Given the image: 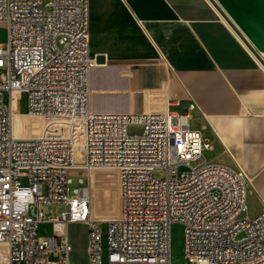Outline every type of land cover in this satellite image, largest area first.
<instances>
[{"label": "built area", "instance_id": "built-area-1", "mask_svg": "<svg viewBox=\"0 0 264 264\" xmlns=\"http://www.w3.org/2000/svg\"><path fill=\"white\" fill-rule=\"evenodd\" d=\"M48 5L0 0L7 27L0 46V264H72V223L88 226V264H171L174 223L184 227L189 264H264V210L244 216L248 177L220 164L192 165L211 145L190 126L189 113H94L89 0ZM23 98L22 113L42 122L36 135L15 134ZM130 125L142 134L129 135ZM78 146L84 165L75 164ZM95 169L114 170L120 184V215L104 228L92 216L87 174ZM54 203L67 210L40 238L43 207Z\"/></svg>", "mask_w": 264, "mask_h": 264}, {"label": "crops", "instance_id": "crops-1", "mask_svg": "<svg viewBox=\"0 0 264 264\" xmlns=\"http://www.w3.org/2000/svg\"><path fill=\"white\" fill-rule=\"evenodd\" d=\"M89 5L90 53L104 58L90 72L91 110L189 113L190 126L211 145L206 162L248 177L246 216H258L264 210L261 52L209 0H89ZM71 261L88 264V249L80 263Z\"/></svg>", "mask_w": 264, "mask_h": 264}, {"label": "rangeland", "instance_id": "rangeland-1", "mask_svg": "<svg viewBox=\"0 0 264 264\" xmlns=\"http://www.w3.org/2000/svg\"><path fill=\"white\" fill-rule=\"evenodd\" d=\"M52 0H41V5L45 11H49L48 5ZM7 42V27L5 24H0V46L5 47ZM3 73H0L2 78ZM20 113L18 115V128L16 133L21 136L36 135L40 131L41 121L39 119L31 118L24 115L26 112V100L21 101ZM15 125V124H14ZM26 126H31V129H25ZM16 129V128H15ZM143 128L140 125H130L128 127L129 135H141ZM206 159V160H205ZM207 161V154L201 157L193 166H198ZM86 162V153L81 147L76 148L75 164L84 165ZM76 174V173H73ZM108 174V178H101ZM157 177H164L165 173L161 171L154 172ZM90 183L91 199H92V216L93 219L101 221L104 228L106 222L117 218L121 210L120 184L117 173L110 169H95L87 174ZM97 178H95V177ZM76 187L75 184L71 186L68 193L69 198L75 197L72 194V189ZM67 210V206L63 203L45 204L43 207L44 222L39 227V237L43 238L50 236L53 233L49 221L53 217L60 216ZM246 216V213L244 214ZM68 235L73 246V253L71 257L80 263L85 258L88 248V226L84 223H72L68 226ZM171 236V264H189L184 256V227L180 223H174L170 227Z\"/></svg>", "mask_w": 264, "mask_h": 264}, {"label": "water", "instance_id": "water-1", "mask_svg": "<svg viewBox=\"0 0 264 264\" xmlns=\"http://www.w3.org/2000/svg\"><path fill=\"white\" fill-rule=\"evenodd\" d=\"M216 1L255 49L264 53V0ZM96 61L102 63L104 58Z\"/></svg>", "mask_w": 264, "mask_h": 264}, {"label": "bare ground", "instance_id": "bare-ground-1", "mask_svg": "<svg viewBox=\"0 0 264 264\" xmlns=\"http://www.w3.org/2000/svg\"><path fill=\"white\" fill-rule=\"evenodd\" d=\"M210 1V3L212 4V5H214V6H216L217 8H219L223 13H224V15H225V17L228 19V20H230V21H232V19L224 12V10L221 8V6L219 5V3L216 1V0H209ZM220 11V12H221ZM232 23H233V21H232ZM234 26L236 27V25L234 24ZM237 28V27H236ZM238 29V28H237ZM238 31H239V33L246 39V37L241 33V31L238 29ZM243 38V39H244ZM247 40V39H246ZM248 41V40H247ZM248 44L250 45V47H251V49H252V46H251V44L248 42ZM257 55H258V60L261 62V64L264 66V53H257ZM263 60V61H262ZM13 124H15L14 125V131H15V134L17 135V136H19L17 133H16V131H17V128H18V115L17 114H14V116H13ZM16 128V129H15ZM93 177H95V176H93ZM95 178H97V177H95ZM101 178H105V179H107L108 178V174H106V175H104L103 177H101Z\"/></svg>", "mask_w": 264, "mask_h": 264}]
</instances>
